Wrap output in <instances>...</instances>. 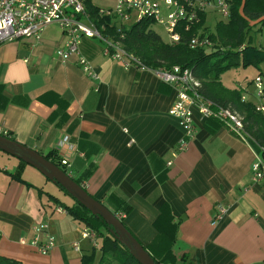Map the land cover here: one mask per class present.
<instances>
[{"label": "crops", "instance_id": "0c3cea01", "mask_svg": "<svg viewBox=\"0 0 264 264\" xmlns=\"http://www.w3.org/2000/svg\"><path fill=\"white\" fill-rule=\"evenodd\" d=\"M66 42L53 23L38 41L0 45V123L11 138L57 154L59 162L67 158L62 168L112 211L125 212V225L144 246L156 245L160 231L177 223L178 264H264V179L253 180L249 141L218 119L203 120L192 106L195 136L179 150L186 132L171 114L174 87L150 69L126 68L104 53L102 40L84 36L80 50L93 78L76 55L60 57ZM32 168L0 149V255L26 264H82L96 248L98 260L100 246L82 234L88 226L57 211L62 206L49 193L69 204L75 199L55 183L60 191L51 192L45 185L52 180ZM166 206L173 219L157 226ZM40 223L56 236L47 254L31 245Z\"/></svg>", "mask_w": 264, "mask_h": 264}, {"label": "built area", "instance_id": "2783aa9c", "mask_svg": "<svg viewBox=\"0 0 264 264\" xmlns=\"http://www.w3.org/2000/svg\"><path fill=\"white\" fill-rule=\"evenodd\" d=\"M208 6L216 7L224 18L230 16L231 0H116L115 7L101 9L99 15L109 16L119 25H123L135 16L137 20L150 16L154 24L162 25L167 31L170 37L168 42L177 44L182 39L181 27L190 30L200 22V13ZM53 23L58 24L67 37L66 47L59 51L60 57L66 60L71 55H76L85 72L91 77L97 78V74L88 58L81 53L80 44L84 36L102 40L105 43L104 53L111 59L121 62L126 68L150 69L163 83L177 90L178 98L171 108V114L178 118L186 132V136L180 140L179 150H185L189 139L195 136L196 126L192 106H196L203 120L218 119L245 141H249L255 153L252 166L253 180L257 183L264 179V145H253L254 139L247 133L238 112L207 98L202 93V81L192 68L181 65L153 68L145 66L139 57L124 47L121 40L113 39L105 33L106 25L97 24L87 7L86 0H0V45L26 37L38 41L42 38L44 29ZM211 44L208 35L204 37L196 35L190 41L192 48ZM253 83L259 98V102L255 103L256 109L264 113L263 76L257 75ZM242 100L249 101L245 93L242 94ZM0 135L11 138L10 131L2 123H0ZM63 143L70 144L69 137H65ZM60 164L65 168L69 165V160L64 157ZM56 210L67 212L60 206ZM221 211L224 212L226 209L222 207ZM116 216L122 220L126 217V213L118 211ZM34 231L35 236L31 245L43 254L49 253L56 244V236L50 232L49 225L40 223L34 227ZM82 232L85 238H90L95 245L97 244L96 234L90 227H85ZM73 247L80 251V242L75 241Z\"/></svg>", "mask_w": 264, "mask_h": 264}, {"label": "trees", "instance_id": "16d2710c", "mask_svg": "<svg viewBox=\"0 0 264 264\" xmlns=\"http://www.w3.org/2000/svg\"><path fill=\"white\" fill-rule=\"evenodd\" d=\"M86 3L97 24L106 25L105 33L113 39L121 40L124 47L139 57L145 66L153 68L181 65L192 68L202 81V93L207 98L221 105L229 106L238 112L247 133L254 139V141L252 140L253 145H264V113L256 109L254 101L242 100L243 91L241 89L229 90L220 82L221 73L228 67L239 63L240 59L245 65H248L252 62L258 63L264 57L263 48L254 45L249 34L254 26L251 24L252 22H255V25L264 26V0H231L229 21L219 22L215 33L208 32L209 39L214 43V48L209 51L203 47L192 48L190 46V41L194 36L204 37L207 34L205 12L200 13V22L190 30L181 27L182 39L179 43L173 44L166 42L153 28L154 20L150 16H145L126 27L124 24L119 25L109 16L99 15V7L94 5L91 0H86ZM45 156L62 167L57 161V154L53 157H51L52 153ZM13 175L18 176L29 185H34L15 173ZM76 180L85 188L81 179ZM54 183L65 194L74 198L76 203L65 204L54 194L49 193L50 196L59 201L73 218L85 222L96 236L103 238L98 260L96 259L97 250L94 248L89 253L82 255V264H141L127 246L118 239L111 224L102 216L92 213L59 183ZM37 188L43 191L41 187ZM113 212L116 214L118 211ZM171 218L173 219V216H170L166 206L156 221V225L158 226L164 219ZM122 221L124 222L123 219ZM172 226V231H160L162 238L157 239L156 245L145 246L158 264H178L172 251L177 236V223ZM0 264L26 263L16 258L0 255Z\"/></svg>", "mask_w": 264, "mask_h": 264}, {"label": "water", "instance_id": "95a60500", "mask_svg": "<svg viewBox=\"0 0 264 264\" xmlns=\"http://www.w3.org/2000/svg\"><path fill=\"white\" fill-rule=\"evenodd\" d=\"M0 149L33 165L47 178L64 187L92 213L102 216L113 226V230L118 239L127 246L132 255L141 264H158L148 249L135 237L125 223L107 205L89 193L87 189L79 184L76 179L58 164L28 145L3 135H0Z\"/></svg>", "mask_w": 264, "mask_h": 264}, {"label": "rangeland", "instance_id": "374dc122", "mask_svg": "<svg viewBox=\"0 0 264 264\" xmlns=\"http://www.w3.org/2000/svg\"><path fill=\"white\" fill-rule=\"evenodd\" d=\"M91 2L98 6L99 9H109L113 8L116 5V0H91ZM206 13V30H208L205 34L208 35V32L215 33L217 31V25L219 22H228V18L222 17V15L219 13V11L214 6H208L206 10L204 11ZM136 14V13H134ZM137 21L136 16L133 19H130L129 21H126L124 25L126 27H129L133 23ZM153 28L160 33V35L163 37V39L167 42L170 41V37L167 33V31L164 29V27L160 24H154ZM200 33V32H199ZM201 34V33H200ZM253 39V44L259 47H262L264 50V26L262 25H254L252 30L249 33ZM207 51L212 50L214 48V43L211 45H207L205 47ZM263 75L264 77V57L258 62V63H250L248 65H245L240 59L239 63L234 64L227 69H225L221 75H220V82L224 87H226L229 90H246V96L248 100H254V102H259V98L257 96V88L255 84L253 83V80L257 75ZM33 171H36L35 173H41L36 168ZM40 175V174H39ZM45 177V176H44ZM46 179V178H45ZM47 180V179H46ZM45 180V181H46ZM45 187L51 192L53 191H60L59 188L56 187L54 182L47 180ZM48 192V191H47ZM61 195L64 196V192H60ZM66 199H73L71 196L67 195ZM60 204L59 201H55ZM64 202V201H63ZM65 204H68V202H65ZM62 206V205H61ZM63 207V206H62ZM75 219V218H73ZM77 220V219H75ZM79 221V220H78ZM80 223L87 226L85 222L79 221ZM97 243L99 246L103 243V238L98 236L97 237Z\"/></svg>", "mask_w": 264, "mask_h": 264}]
</instances>
